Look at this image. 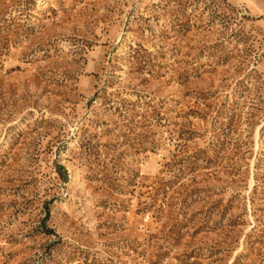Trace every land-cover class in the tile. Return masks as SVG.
Returning <instances> with one entry per match:
<instances>
[{
    "label": "rangeland",
    "instance_id": "1",
    "mask_svg": "<svg viewBox=\"0 0 264 264\" xmlns=\"http://www.w3.org/2000/svg\"><path fill=\"white\" fill-rule=\"evenodd\" d=\"M0 264H264V0H0Z\"/></svg>",
    "mask_w": 264,
    "mask_h": 264
}]
</instances>
